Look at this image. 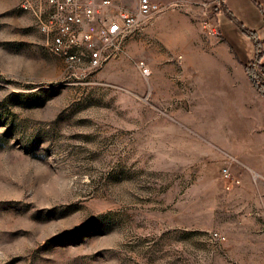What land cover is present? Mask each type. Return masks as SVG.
<instances>
[{"label":"rangeland","instance_id":"obj_1","mask_svg":"<svg viewBox=\"0 0 264 264\" xmlns=\"http://www.w3.org/2000/svg\"><path fill=\"white\" fill-rule=\"evenodd\" d=\"M154 1L165 9L93 70L48 49L44 0H0V264H264L261 211L190 125L206 104L173 77L185 47L150 29L178 11L204 29L211 7Z\"/></svg>","mask_w":264,"mask_h":264},{"label":"crops","instance_id":"obj_2","mask_svg":"<svg viewBox=\"0 0 264 264\" xmlns=\"http://www.w3.org/2000/svg\"><path fill=\"white\" fill-rule=\"evenodd\" d=\"M200 3V9H207L205 14L209 7L213 12L204 29L199 22L192 23L189 16H184L189 21L182 19L180 23L176 15L179 11L172 14V21L169 12L154 19L150 29L168 44L177 41L185 47L183 71H174L173 77H182L191 94H198L206 104L205 119L193 120L190 125L202 141L229 156L231 172L240 180L232 184L237 201L261 211L264 219V95L245 68L255 60L257 50L252 39L228 16L231 13L257 33L264 53V6L257 0ZM261 64L264 65V54ZM212 110L215 118L207 119Z\"/></svg>","mask_w":264,"mask_h":264},{"label":"built area","instance_id":"obj_3","mask_svg":"<svg viewBox=\"0 0 264 264\" xmlns=\"http://www.w3.org/2000/svg\"><path fill=\"white\" fill-rule=\"evenodd\" d=\"M257 1L264 6V0ZM164 9L162 2L154 0H137L135 6L126 0H44L37 17L52 53L70 66L86 63L97 70L130 35ZM141 68L146 77L151 75L145 63H141ZM222 176L231 184L240 183L230 166L222 169ZM215 235L222 239L219 233Z\"/></svg>","mask_w":264,"mask_h":264},{"label":"trees","instance_id":"obj_4","mask_svg":"<svg viewBox=\"0 0 264 264\" xmlns=\"http://www.w3.org/2000/svg\"><path fill=\"white\" fill-rule=\"evenodd\" d=\"M228 16L234 21L236 22L239 27L242 29V31L249 36L252 41L254 42L255 46H256V57L255 60L252 61L248 66H247V72L250 76V78L252 79V81L254 82V84L256 85V87L260 90V92L264 95V65L261 64V60L263 58V52H262V47H263V41L260 40V38L258 37L257 33L247 29L240 21H238L234 15H232L231 13H228ZM261 66V71L258 73L256 71V67L257 65Z\"/></svg>","mask_w":264,"mask_h":264}]
</instances>
